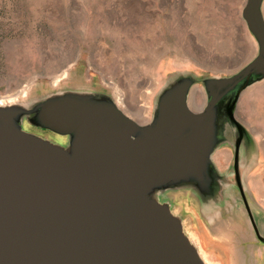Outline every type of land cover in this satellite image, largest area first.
Instances as JSON below:
<instances>
[{"label": "rangeland", "instance_id": "374dc122", "mask_svg": "<svg viewBox=\"0 0 264 264\" xmlns=\"http://www.w3.org/2000/svg\"><path fill=\"white\" fill-rule=\"evenodd\" d=\"M244 2L0 0V108L17 110L22 130L63 146L68 134L26 116L63 95L109 102L139 130L156 120L166 93L186 88L188 107L199 110L216 80L236 73L259 51L242 16ZM261 11L264 17V0ZM232 98L231 91L224 94L210 114L208 134L230 133L229 142L210 152L216 165L204 171L210 193L202 195L188 172L150 193L169 203L188 237L192 230L199 235L189 239L206 257L211 253L209 260L264 264V241L249 213L264 238V77L253 79L234 106L242 130L237 164Z\"/></svg>", "mask_w": 264, "mask_h": 264}, {"label": "water", "instance_id": "95a60500", "mask_svg": "<svg viewBox=\"0 0 264 264\" xmlns=\"http://www.w3.org/2000/svg\"><path fill=\"white\" fill-rule=\"evenodd\" d=\"M262 1L245 0L242 7L257 55L216 80L199 110L188 107L186 88L166 93L156 120L139 130L109 102L63 95L26 115L68 134L63 146L22 130L17 110L0 108V264H205L169 203L150 192L188 172L202 195L210 193L204 174L210 163L216 170L210 152L230 138L207 133L210 114L229 91L238 163L242 130L234 106L253 79L264 77Z\"/></svg>", "mask_w": 264, "mask_h": 264}, {"label": "bare ground", "instance_id": "6f19581e", "mask_svg": "<svg viewBox=\"0 0 264 264\" xmlns=\"http://www.w3.org/2000/svg\"><path fill=\"white\" fill-rule=\"evenodd\" d=\"M13 101V100H12ZM0 103L2 104V103H5V101L3 100V101H0ZM12 104V103H11ZM5 105V104H4ZM194 107V106H193ZM188 235H189V237L192 239V240H195L193 237H191V235L188 233ZM188 237V238H189ZM198 251H199V255H200V257L202 258V259H204V262H206V264H217V263H214V262H212L211 260H209V258L208 257H206V255L205 254H203L202 253V251L198 248Z\"/></svg>", "mask_w": 264, "mask_h": 264}, {"label": "crops", "instance_id": "0c3cea01", "mask_svg": "<svg viewBox=\"0 0 264 264\" xmlns=\"http://www.w3.org/2000/svg\"><path fill=\"white\" fill-rule=\"evenodd\" d=\"M220 161H221V160H219V163H220ZM188 233H189L190 235H193V236H194V235H198V234H197L195 231H193V230H192V232H188ZM198 236H199V235H198ZM199 241H200V240H199ZM200 242L202 243V241H200ZM200 246H201V245H200ZM201 247H202V246H201ZM202 250L205 251L204 248H202ZM205 252H206V251H205ZM206 253L208 254L209 258L212 257L210 252L207 251ZM212 255L215 256V254H212ZM211 260H212V259H211ZM212 261H213V260H212ZM213 262H214V261H213ZM215 263H218V262H215Z\"/></svg>", "mask_w": 264, "mask_h": 264}, {"label": "flooded vegetation", "instance_id": "af4514ba", "mask_svg": "<svg viewBox=\"0 0 264 264\" xmlns=\"http://www.w3.org/2000/svg\"><path fill=\"white\" fill-rule=\"evenodd\" d=\"M68 141H69V138H68V136L66 137L65 136V138L63 139V140H61V143H64V142H66V144L68 143ZM234 159V158H233ZM236 173V172H235Z\"/></svg>", "mask_w": 264, "mask_h": 264}]
</instances>
